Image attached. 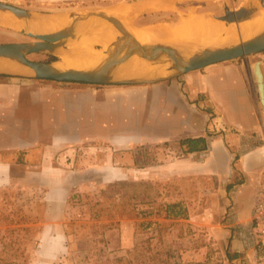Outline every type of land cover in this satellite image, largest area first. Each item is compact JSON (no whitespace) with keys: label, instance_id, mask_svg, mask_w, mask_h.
<instances>
[{"label":"crops","instance_id":"crops-1","mask_svg":"<svg viewBox=\"0 0 264 264\" xmlns=\"http://www.w3.org/2000/svg\"><path fill=\"white\" fill-rule=\"evenodd\" d=\"M224 1L176 0L158 14L187 2L203 10L190 7L176 21L187 13L220 14ZM228 1L237 8L245 0ZM255 61L264 77L263 51L150 84L61 85L19 75L0 80V191L22 192L28 205L41 203L33 264H60L71 251L89 254L98 240L114 253L134 247L135 219L104 215L98 206L117 201L116 184L146 180L148 168L132 149L151 144L171 145L158 178L169 172L171 180H197L208 191L196 208L184 187L170 195L187 209L174 220L221 237L228 260L260 264L253 214L264 181V112ZM190 137H205L207 149L184 152L179 140Z\"/></svg>","mask_w":264,"mask_h":264},{"label":"rangeland","instance_id":"rangeland-1","mask_svg":"<svg viewBox=\"0 0 264 264\" xmlns=\"http://www.w3.org/2000/svg\"><path fill=\"white\" fill-rule=\"evenodd\" d=\"M0 1L43 14L65 12L69 14L73 11L102 9L132 0ZM193 5L194 2L183 3V7L178 8L179 11L164 14H158V12L138 13L132 22L144 25L157 23L158 20L171 21L179 16V12H186L190 7L196 11L203 10L202 4L200 6ZM29 40L31 39L28 36L18 31L0 26V43ZM52 56L47 53H35L29 57L33 60L50 61ZM60 83L61 85L77 86L100 85L69 81H60ZM249 140L250 146L258 144L252 135ZM132 150L137 152L138 164L148 168L146 180L132 181L125 185L116 184L114 191L120 193L117 201L109 198L104 206H98V208L102 210V214L113 216V218L118 216L119 218L135 219L137 237L134 247L127 252L117 251L114 253L104 247L102 240H98L89 254L71 251L66 254L60 264H239L236 260H228V253H226L221 237L209 236L204 228L199 227L195 230L189 222L184 220L176 221L174 217H166L165 204L171 202L170 195H176L178 190L182 192L181 187H184L185 192H188L192 198L191 204L194 208L202 203L205 193H208L206 187L205 189L201 188L197 180L189 179L188 181L186 178L171 180L169 172L163 173L158 178V164H164L170 159L171 145L161 144L159 147L158 144L138 145ZM172 150L173 153L177 152L175 145ZM255 176L258 177L257 174ZM209 184V182L206 183V186H210ZM21 196L22 192H19L18 196L15 191H0V264H33L42 207L40 202L35 206L28 205L24 200L25 197ZM17 197L21 199L18 200ZM72 200L76 201V199ZM249 200H251V196H249ZM148 219L155 223L141 225L142 221ZM70 226L77 227L75 223ZM186 250L193 254L185 255Z\"/></svg>","mask_w":264,"mask_h":264},{"label":"water","instance_id":"water-1","mask_svg":"<svg viewBox=\"0 0 264 264\" xmlns=\"http://www.w3.org/2000/svg\"><path fill=\"white\" fill-rule=\"evenodd\" d=\"M139 1L145 0L126 3ZM110 7L112 6L70 12L71 21L67 27L53 32H38L32 28V22L36 16L47 14L0 1V20L14 15L31 25L29 30L18 31L31 40L0 43V74L90 84H150L175 78L213 63L234 61L264 51V23L252 35L238 38L234 42L195 44L188 48L181 42L139 41L124 21L108 11ZM261 11H264V0H245L237 8H232L229 1L225 0L223 12L210 16L226 23L240 24L255 19ZM100 22L112 23L120 35L108 46L106 59L94 68L60 67L57 64L59 59L39 61L29 57L35 53H47L60 58L61 50L72 43L82 41L93 30L94 25ZM0 26L5 27L1 22ZM134 58L158 65V70L147 75H122L121 68L128 60ZM8 62L13 64L15 69L9 68ZM24 68L28 70L25 71ZM252 69L264 112V77L261 62L255 61Z\"/></svg>","mask_w":264,"mask_h":264},{"label":"bare ground","instance_id":"bare-ground-1","mask_svg":"<svg viewBox=\"0 0 264 264\" xmlns=\"http://www.w3.org/2000/svg\"><path fill=\"white\" fill-rule=\"evenodd\" d=\"M175 3L176 0H145L133 4L120 2L108 8V11L124 21L141 42H181L188 48L195 44L234 42L238 38L252 35L264 23V11H261L255 19L240 24L216 20L207 13L183 14L178 18L179 20H173L172 23L136 25L132 22L133 17L138 13L171 9ZM70 21L71 17L66 12L38 15L32 22V28L38 32H53L67 27ZM0 22L12 31L29 30L31 27L28 21L14 15L2 18ZM92 29L82 41L72 43L60 51L58 66L94 68L106 59L108 46L118 38L120 32L110 22L97 23ZM8 67L15 69L9 62ZM157 70L158 65L141 58H134L128 60L120 72L122 75L131 76L147 75Z\"/></svg>","mask_w":264,"mask_h":264},{"label":"trees","instance_id":"trees-1","mask_svg":"<svg viewBox=\"0 0 264 264\" xmlns=\"http://www.w3.org/2000/svg\"><path fill=\"white\" fill-rule=\"evenodd\" d=\"M55 56H52L51 59H55ZM7 78V75L0 74V80ZM181 147H184V152H195L202 151L207 149V141L205 137H195V138H185L179 140ZM166 217L180 218L187 216V209L182 205L180 201L168 202L165 204ZM155 223V221L148 219L147 221H142L141 225H150ZM148 227V226H147ZM231 259L232 255H228ZM201 264V263H197Z\"/></svg>","mask_w":264,"mask_h":264},{"label":"built area","instance_id":"built-area-1","mask_svg":"<svg viewBox=\"0 0 264 264\" xmlns=\"http://www.w3.org/2000/svg\"><path fill=\"white\" fill-rule=\"evenodd\" d=\"M253 228L256 244L261 249L260 264H264V181L260 186L258 199L254 208Z\"/></svg>","mask_w":264,"mask_h":264}]
</instances>
